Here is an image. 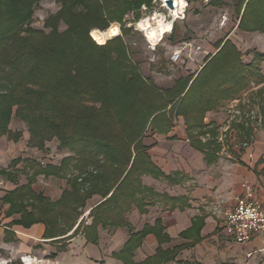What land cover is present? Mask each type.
<instances>
[{"label": "trees", "instance_id": "16d2710c", "mask_svg": "<svg viewBox=\"0 0 264 264\" xmlns=\"http://www.w3.org/2000/svg\"><path fill=\"white\" fill-rule=\"evenodd\" d=\"M40 1L0 0V137L21 138L10 128L17 118L27 125L30 147L46 149L45 143L56 137L58 148L72 155L60 164L17 157L8 168L0 167V175L18 185L0 198L2 204H9L7 216H20L7 225L5 240H16L14 225L43 223L45 237L55 243L81 232L87 242L98 244L100 226L125 227L129 239L113 253L122 264L174 260L177 249L162 248L171 239L161 218L137 231L127 218L134 207L144 213L158 201L184 200L143 184L144 176L174 179L152 161L146 133L167 135L182 116L191 145L210 163L221 148L220 126L205 123V116L249 89L252 82L264 83L260 68L264 54L255 52L245 63L238 46L225 37L215 42L216 52L205 57L198 73L180 76L172 86L162 88L142 73L121 36L97 44L89 35L106 21L139 12L144 5L152 7L154 0H58L60 8L47 18L45 29H35L31 23ZM234 7L239 30L264 34V0H234ZM61 22L66 29H60ZM124 31L127 35L131 29ZM169 38L177 43L176 24ZM251 101L260 104L264 114V88ZM234 126L241 142L250 143L253 127L246 120ZM22 175L27 183L19 185ZM40 175L66 179L70 188L58 199L38 193L33 184ZM95 195L101 201L90 210L87 223L81 217ZM149 234L159 242L157 253L137 263L135 251Z\"/></svg>", "mask_w": 264, "mask_h": 264}, {"label": "crops", "instance_id": "0c3cea01", "mask_svg": "<svg viewBox=\"0 0 264 264\" xmlns=\"http://www.w3.org/2000/svg\"><path fill=\"white\" fill-rule=\"evenodd\" d=\"M204 52L205 59L209 53ZM215 52L216 49L212 54ZM204 59L199 69L180 76L198 73ZM241 94L227 100L217 110L207 112L205 116V123H216L220 126L218 140L221 148L210 163L207 162L203 152L191 145L182 116L175 120V126L169 134L152 133L151 142H147L145 137V143L150 146L149 154L152 161L174 179L144 176L143 184L170 197H184V200L177 202L158 201L149 205L144 213L134 207L127 214L136 231L143 229L147 223L154 224L157 218L162 219L165 232L171 239L163 243L162 248L170 251L177 249V254L174 260L161 264H264V239L255 235L250 241L240 244L229 236L225 230V211H222L221 205L222 202H226V209L232 207L236 197L242 193V185L245 181L254 185L257 200L264 201V130L258 136L253 135L250 143H242L239 130L234 126L238 122L234 120V123H230V116L224 112L227 106H233L240 101ZM253 106L262 115L257 117L256 121L262 118L261 123L263 122L264 125V114L260 104ZM246 121L249 124V119ZM227 127L229 130L224 132ZM206 139L207 137L204 138ZM29 140L28 128L17 141L9 139L7 135L1 136L0 167L8 168L12 160L17 157L32 158L29 151L33 148L29 147ZM237 143L240 144V149H236ZM228 148L230 152L226 150ZM223 156L228 159H224ZM44 178H46L44 175H40L39 181L33 184V189L51 196L48 192L37 188ZM26 183V175H22L19 185ZM17 186L0 176V198ZM100 201V196L89 199L81 219L85 218L87 223H90L89 212ZM8 208L9 204L0 202V264H25L22 257H29L28 260L33 261L34 264H99L101 260H106V264H109L108 258L122 264L121 260L113 258L112 255L119 252L129 239L128 228L100 226L99 242L93 244L87 242L81 232L63 243H55L52 238L45 237L46 226L43 223H36L30 227L14 225L11 230L14 231L16 240L7 242L5 240L7 225L20 217L7 216ZM73 233L74 230L67 237ZM106 237L108 240L105 241ZM61 245L65 248L58 250L57 247ZM158 247L156 236L147 235L143 244L135 251V262L139 263L154 256ZM51 253H56V256L51 257Z\"/></svg>", "mask_w": 264, "mask_h": 264}, {"label": "rangeland", "instance_id": "374dc122", "mask_svg": "<svg viewBox=\"0 0 264 264\" xmlns=\"http://www.w3.org/2000/svg\"><path fill=\"white\" fill-rule=\"evenodd\" d=\"M186 1L188 6L185 7L186 9L184 8L185 10H180L178 14L172 11L174 7L168 6V8H165L161 5V0H154L152 7L144 5L146 9L142 6L139 12L131 11L117 19L106 21L108 22V27L103 28L107 24L105 22L101 27L92 28L89 35L97 44L101 43L97 42L92 35L93 33L100 36L103 41H109L121 36L128 45L131 59L138 62L142 73L162 88L172 86L180 75L199 69L204 59V51H208L209 54L214 52L216 49L215 42L219 39L230 38L238 46L241 52V59L245 63L253 59L255 52L264 54V34L258 31L245 32L237 28L238 21L234 0H223L224 4L222 5L208 4L210 0ZM59 8L58 0L40 1L35 7L31 27L45 29L47 18L50 15H55ZM137 13L140 14L139 18ZM159 18L165 19L164 21L166 22L173 21V24H176V44L173 45L169 38L172 32L167 33L162 41L158 43L152 42L155 46H151L149 43L146 31L140 27V23L148 20L150 23L155 24ZM129 28L131 29L130 33L125 35L124 30ZM60 29H66V25L63 22H61ZM113 29L118 30L115 35L112 34ZM185 43L189 44L185 45ZM183 46L185 47L183 48ZM177 48H181L182 53L180 60L175 62L170 57L172 51ZM260 64V68L264 72V61ZM259 88H264V83L252 82L250 88L241 94L240 101L237 102V108L242 112L244 120L248 118V113L251 114L249 116V124L252 125L255 136L260 135L264 130L263 122L261 123L262 118L260 121H256V118L262 117V115H260L259 110L253 106L251 101L254 93ZM230 108V105L229 107L227 106L224 112L232 119L233 113L229 112ZM238 118H241V114L238 115ZM230 123H234V119ZM10 127L12 131L20 132L22 136L27 131V125L17 118H13ZM145 137L147 142H151L152 133L150 131L147 132ZM59 143L58 138H52L45 143L46 149L31 147L33 150L29 151V155L44 163L60 164L64 157L72 155V153L68 149H59ZM236 149H240V144L237 143ZM226 150L231 151L229 148ZM223 158L228 159L225 156ZM37 188L48 192L51 195L50 197L54 198L61 196L63 191L69 189L70 186L66 179L50 176L41 180ZM221 205L224 212L226 210V202H222ZM106 240H108L107 237ZM112 257L116 258L114 255ZM108 260L109 264H120L111 258H108ZM106 262V260H101L99 264H106Z\"/></svg>", "mask_w": 264, "mask_h": 264}, {"label": "built area", "instance_id": "2783aa9c", "mask_svg": "<svg viewBox=\"0 0 264 264\" xmlns=\"http://www.w3.org/2000/svg\"><path fill=\"white\" fill-rule=\"evenodd\" d=\"M161 2L163 7L168 8L165 6L164 0H161ZM143 8L146 9L145 6H143ZM149 43L151 46H155L150 40ZM185 45L188 44L185 43ZM184 47L185 46H183V48ZM181 53V48L172 51L171 60L175 62L180 60ZM237 106V103L231 106L229 112L233 113V118L230 120L234 119L236 122H242L244 118ZM240 114L241 118H238ZM250 115V113L247 114V119H249ZM228 130L229 128L227 127L223 131L227 132ZM242 189V193L236 197L235 204L224 212L225 230L229 236L233 237L240 244L250 241L255 235L264 239V201L257 200L255 187L249 181L243 183ZM28 258L29 257H22V261L25 264H29Z\"/></svg>", "mask_w": 264, "mask_h": 264}, {"label": "bare ground", "instance_id": "6f19581e", "mask_svg": "<svg viewBox=\"0 0 264 264\" xmlns=\"http://www.w3.org/2000/svg\"><path fill=\"white\" fill-rule=\"evenodd\" d=\"M184 4L186 7L187 6L186 0H184ZM184 8H183V10H184ZM180 10L181 9H180L179 0H175L174 9L172 11L179 13ZM161 18H159L155 22V24L150 23V21H148V20L140 23V27H141V25H143V27H141V28L146 31V35H147L148 39L154 43H158V42L162 41L164 36L167 33H171L173 31V23L171 21L166 22V21H164L165 19L163 20ZM169 25H170V27H168Z\"/></svg>", "mask_w": 264, "mask_h": 264}, {"label": "snow or ice", "instance_id": "6c2138e0", "mask_svg": "<svg viewBox=\"0 0 264 264\" xmlns=\"http://www.w3.org/2000/svg\"><path fill=\"white\" fill-rule=\"evenodd\" d=\"M170 3H171V5H173L175 3V0H164V4L166 7L170 6ZM116 31H118V30L113 29L112 34L115 35ZM92 35L97 40V42L103 44V39H101L100 36H98L96 33H93Z\"/></svg>", "mask_w": 264, "mask_h": 264}, {"label": "clouds", "instance_id": "9594fccd", "mask_svg": "<svg viewBox=\"0 0 264 264\" xmlns=\"http://www.w3.org/2000/svg\"><path fill=\"white\" fill-rule=\"evenodd\" d=\"M179 4H180V9L182 11L183 8L185 7L184 0H179ZM141 27H143V25H141ZM168 27H170V25ZM29 264H34V262L33 261H29Z\"/></svg>", "mask_w": 264, "mask_h": 264}, {"label": "water", "instance_id": "95a60500", "mask_svg": "<svg viewBox=\"0 0 264 264\" xmlns=\"http://www.w3.org/2000/svg\"><path fill=\"white\" fill-rule=\"evenodd\" d=\"M170 7H171V8H173L174 6H173V5H171V3H170Z\"/></svg>", "mask_w": 264, "mask_h": 264}]
</instances>
